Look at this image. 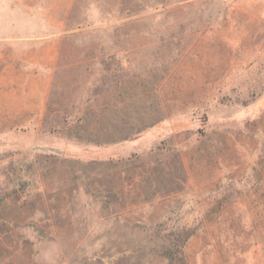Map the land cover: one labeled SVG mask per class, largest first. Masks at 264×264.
Masks as SVG:
<instances>
[{"label": "rangeland", "instance_id": "obj_1", "mask_svg": "<svg viewBox=\"0 0 264 264\" xmlns=\"http://www.w3.org/2000/svg\"><path fill=\"white\" fill-rule=\"evenodd\" d=\"M0 264H264V0H0Z\"/></svg>", "mask_w": 264, "mask_h": 264}]
</instances>
